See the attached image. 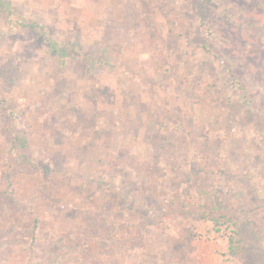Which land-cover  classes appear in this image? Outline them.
I'll list each match as a JSON object with an SVG mask.
<instances>
[{"label":"rangeland","instance_id":"1","mask_svg":"<svg viewBox=\"0 0 264 264\" xmlns=\"http://www.w3.org/2000/svg\"><path fill=\"white\" fill-rule=\"evenodd\" d=\"M7 1L0 264H264V0Z\"/></svg>","mask_w":264,"mask_h":264},{"label":"trees","instance_id":"2","mask_svg":"<svg viewBox=\"0 0 264 264\" xmlns=\"http://www.w3.org/2000/svg\"><path fill=\"white\" fill-rule=\"evenodd\" d=\"M206 1H208V0H206ZM11 12H12V10H11V7H10L9 2L7 0H0V19H2L3 21H5V23L9 24L12 21L11 20ZM202 19H204V17H202ZM250 23L251 22H248L245 25L248 26V25H250ZM243 27H245V26H243ZM24 105H25V103H23V106ZM14 140H15L16 144H18V142L19 143L20 142H24V136H23V134L22 133L21 134H18L17 136H15ZM42 196L45 197V195H42ZM167 227L170 229L171 233L176 234V228L175 227L171 226V228H170V225L167 226ZM35 229H37V220H35V226L33 228V233L35 231L37 232V230H35ZM36 232L34 233V238L35 239H36V236H37L36 235ZM134 249H136L137 251H140L141 250V247L140 246H136Z\"/></svg>","mask_w":264,"mask_h":264}]
</instances>
